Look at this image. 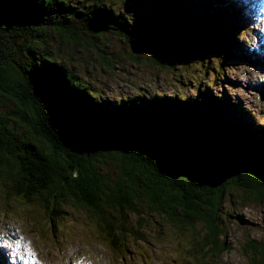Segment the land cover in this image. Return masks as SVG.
<instances>
[{"label":"trees","instance_id":"1","mask_svg":"<svg viewBox=\"0 0 264 264\" xmlns=\"http://www.w3.org/2000/svg\"><path fill=\"white\" fill-rule=\"evenodd\" d=\"M89 1L79 15L67 11L69 0H0V212L15 209L32 230L53 235L64 227L66 209L73 210L107 253L121 257L131 245L145 254L139 210L150 209L176 232L175 241L188 244L192 264H214L226 248L218 221L226 191L264 197V134L212 96L197 106L161 95L102 102L45 50L53 35L84 43V35L112 32L175 64L195 53L202 66L204 57L222 66L235 39L228 15L194 24L182 0H158L161 9L122 27L108 22L99 0ZM76 16L82 24L70 28ZM237 59L246 62L245 55ZM241 129L259 141L240 139ZM107 161L115 165L114 181L100 170ZM242 250L259 254L250 260L263 264V243L249 241Z\"/></svg>","mask_w":264,"mask_h":264},{"label":"rangeland","instance_id":"2","mask_svg":"<svg viewBox=\"0 0 264 264\" xmlns=\"http://www.w3.org/2000/svg\"><path fill=\"white\" fill-rule=\"evenodd\" d=\"M235 1L182 0V6L188 8L192 23L200 24L203 19L211 18L212 14L222 8L228 6L233 8ZM98 4L106 7L108 22L118 26L147 19L151 7H156L157 10L162 8L158 0H144L140 3L131 0H99ZM90 5L89 0H69L67 11L81 15L89 10ZM150 16L153 14L151 13ZM214 17V22L221 25L223 18L218 14ZM82 21L83 18L76 16L74 22L68 24L70 28H73L82 24ZM243 22L244 20L228 28L229 32L232 28L238 32L233 50L222 66H218L214 58L205 57L203 61L206 60V62H202V66L195 53L189 55L192 60L188 63L175 64L161 57L147 55L129 39L112 32H104L94 40L84 35L82 36L84 43L63 42L57 35H53L50 36L45 51L47 56L59 64L64 72L72 73L80 86L87 89L88 95L102 102L112 104L130 97L147 98L152 95H161L187 98L197 106L212 96L215 99L220 98L226 108L230 107L231 112H241L242 116L237 115V118L244 125H247V122L253 123L255 126L252 127L251 132L260 130L264 134V125H262L264 123V73L253 70L251 64L237 59L238 56L244 55V47L248 40V33L243 30V28L246 29ZM246 22L254 24L250 17L246 18ZM85 23L91 24L88 20ZM238 24L243 28L239 26L237 28ZM254 35L252 30L247 47L249 51H253L250 48L255 44ZM254 54L257 53L254 51ZM98 55L110 59L109 64L102 63ZM260 91L263 92L260 93ZM3 106L4 104L0 102V108ZM210 110L214 112L213 107ZM217 111L220 113V108ZM240 131L246 135L240 136V139L253 144L259 141L258 137L251 136L252 133L243 129ZM262 156L264 157V154ZM101 165L103 167L100 170L114 181L115 165L108 161ZM66 211L64 227L53 235L43 230L39 234V241L35 231L31 230L17 210L12 209L7 212L1 209L0 243L7 241L6 246L10 243L9 239L27 234L32 244L30 249L36 250L39 257L48 264H165L166 260L171 264H192L185 252L188 244L182 240V237L175 241L173 235L176 232H171L157 215L151 213L150 209L139 210L146 222L143 228L145 241L142 243L146 248L145 254L144 252L138 254L135 246L131 245L127 249L126 256L121 257L107 253L89 232L92 229L81 224L84 221L82 215L70 209ZM129 218H132L131 214ZM218 221L223 233L219 237L226 248L214 264H253L250 257L259 258L260 255L246 253L242 250V246L249 241L264 244V197L260 201H255L240 189L227 190L219 207ZM200 225L201 222L196 223L197 227ZM2 230L9 232L10 236L5 235ZM18 243L23 241L16 240L15 244ZM210 263L213 264L212 259ZM0 264H5L2 253H0ZM29 264H35V262L32 261Z\"/></svg>","mask_w":264,"mask_h":264},{"label":"bare ground","instance_id":"3","mask_svg":"<svg viewBox=\"0 0 264 264\" xmlns=\"http://www.w3.org/2000/svg\"><path fill=\"white\" fill-rule=\"evenodd\" d=\"M187 2V1H186ZM188 3V2H187ZM211 9V8H210ZM248 16H245L244 17V25L243 26H245L246 25V29L245 28H243V26H240V24H238L236 27L238 28V26L239 27H242L243 28V30L245 31V32H247L248 34V40H247V43L245 44V47H244V50L247 52V53H249V54H254V50L253 51H249L248 50V43H249V41L251 40V38H250V33H251V30H252V26L254 25L253 23H247L246 22V18H247ZM218 18H220V17H218ZM233 30H234V34H233ZM237 32L238 31H236V29H233L232 28V30H230V32H228V33H231V38H235V36H237ZM227 33V34H228ZM233 43L235 44V39H234V41H233ZM253 45H255V44H253ZM264 73V72H263ZM42 233V229L41 228H39V229H36V232H35V236H36V238H37V240H39L40 241V237H39V234H41ZM16 240H22L23 241V243L25 242V238L23 237V236H19V237H16V238H14V239H9V241H10V244H12V245H15V243H16ZM1 244V243H0ZM32 246V245H31ZM30 246V247H31ZM23 256H24V253H22V255H21V257H20V259H19V261H20V264H23L22 263V260H23Z\"/></svg>","mask_w":264,"mask_h":264}]
</instances>
